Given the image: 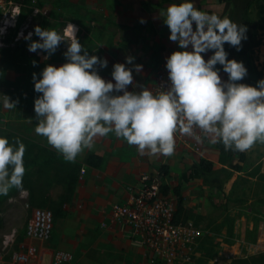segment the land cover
I'll return each mask as SVG.
<instances>
[{
  "label": "crops",
  "instance_id": "crops-1",
  "mask_svg": "<svg viewBox=\"0 0 264 264\" xmlns=\"http://www.w3.org/2000/svg\"><path fill=\"white\" fill-rule=\"evenodd\" d=\"M250 1L196 0L195 6L209 13L228 15L247 25V39L242 41L240 50L228 42H225V49L229 59L243 61L248 69L240 82L256 85L260 79L257 73H261L264 64V35L253 19ZM26 2L30 4L31 0ZM172 2L174 0H35L33 6L21 9L18 23L22 22V26L18 29L17 25L9 31L6 46L0 49V95L2 98L7 95L18 103L10 108L9 115L2 113L0 121H10L11 132L17 137L26 135V157L31 165L43 167L44 174L49 177L59 168L65 178L70 175L75 180L65 214L54 219L53 231L58 238L52 241L50 238L45 243L31 242L38 249V258L32 264H53L52 256L58 250L73 256L70 263L64 264H158L152 263L148 250L129 236L127 227L108 222L111 206L126 203L127 188L137 185L142 175L158 177L167 186V195L174 200L173 190H179L185 222L194 223L208 238L221 241L219 256L231 255V250L243 242L242 231L249 224L243 214L232 217L233 242L230 244L222 242L227 235L216 236L205 227L217 229L223 225L220 231L226 230L227 225L216 217L221 198L228 196V191L224 190V194L220 187L234 179L256 181L258 175H264V149L254 156L256 144L245 151L226 149V161H220L217 143L211 142V138L202 145L200 153L192 151L175 136L172 155L150 154L147 149L142 154L135 145L109 133L95 138L92 148H85L75 160L68 161L47 143L45 137L35 132L34 98L40 93L34 90L32 73H40L46 64L59 66L64 63L63 52L70 40L65 36L56 52L45 59L44 50L29 51L30 41L18 34L27 35L29 31L34 32L35 25H40L51 26L63 35V29L71 21L79 27L77 36L89 54L107 58L106 68L97 66L103 78L112 79L113 64L123 63L126 56L132 55L135 57L133 63L143 65L140 73L134 71V83L152 88L159 63H166V57L179 50L178 42L169 39L170 30L163 23L165 11ZM141 18L146 22L141 23ZM32 39L40 37L34 34ZM211 54L212 50L202 55L207 60ZM33 60L37 61L35 65ZM217 67L221 69L222 79H227L228 74L222 66L218 64ZM129 90H132L131 85ZM89 155L99 157L101 166L88 165ZM200 160L212 164L211 172L199 170ZM103 223L106 227H102ZM262 228L264 230V226L259 230ZM237 253L239 260V248Z\"/></svg>",
  "mask_w": 264,
  "mask_h": 264
},
{
  "label": "clouds",
  "instance_id": "clouds-1",
  "mask_svg": "<svg viewBox=\"0 0 264 264\" xmlns=\"http://www.w3.org/2000/svg\"><path fill=\"white\" fill-rule=\"evenodd\" d=\"M195 3L174 0L165 11L163 23L179 50L166 57L168 80L158 91L134 83V71L140 73L143 65L133 63L132 55L113 64L112 79L103 78L97 66L106 68L107 58L89 54L77 36L79 27L71 21L63 35L40 25L27 35L18 34L30 41L29 51L44 50L45 59L65 36L70 40L63 52L64 63L46 64L40 73H32L34 90L40 93L34 98L35 132L68 161L92 148L95 138L109 133L135 145L142 154L147 149L150 154L172 155L177 131L194 135V128L225 149L245 151L264 143V78L256 85L240 82L248 69L243 61L229 59L225 49L228 42L240 50L247 39V25L228 15L206 12ZM140 22L146 21L141 18ZM34 34L40 39L33 40ZM210 50L206 60L202 54ZM218 64L227 79H222ZM3 96L6 108L18 103ZM25 151L19 137L13 143L0 135V195L23 187Z\"/></svg>",
  "mask_w": 264,
  "mask_h": 264
},
{
  "label": "built area",
  "instance_id": "built-area-1",
  "mask_svg": "<svg viewBox=\"0 0 264 264\" xmlns=\"http://www.w3.org/2000/svg\"><path fill=\"white\" fill-rule=\"evenodd\" d=\"M34 3L35 0L30 4L26 0H0V49L6 46L9 31L17 27L21 9ZM165 64L161 62L157 67L153 91L160 90V85L168 80ZM197 135L200 140L196 139ZM175 136L195 153H200L202 145L210 138L198 128H194V135L178 130ZM163 185L158 177L142 175L137 185L127 188L126 203L111 206L108 222L127 227L129 236L148 250L152 263L195 264L194 247L204 232L192 222L175 223V200L162 192ZM53 224L51 210H36L24 231L30 242L15 248L14 235L5 236L0 245V264H32L38 258V249L31 242H48ZM102 227H106L105 223ZM72 259L71 253L58 250L52 256V263H70Z\"/></svg>",
  "mask_w": 264,
  "mask_h": 264
},
{
  "label": "rangeland",
  "instance_id": "rangeland-1",
  "mask_svg": "<svg viewBox=\"0 0 264 264\" xmlns=\"http://www.w3.org/2000/svg\"><path fill=\"white\" fill-rule=\"evenodd\" d=\"M252 16L256 22L255 10L251 6ZM22 22L18 23V29L22 26ZM33 23H31L32 25ZM257 24V23H256ZM258 25V24H257ZM258 28V27H257ZM264 35V28L259 29ZM264 39V38H263ZM264 54V49H263ZM261 73H264V64L262 67ZM0 99V118L2 113L10 114V108L4 107L3 101L4 98ZM0 135L7 136L10 142H15L17 135L11 132L10 121L5 123L0 121ZM19 137V136H18ZM20 140L26 145V151L24 154V165L25 173L23 176V187L17 188L12 187L7 195H0V245L1 241L5 236L14 235L16 242L15 248L18 245L23 243H28L25 237V227L28 220L32 217L34 212L38 209H49L55 214V218L65 214L67 204L69 203L67 190V179L65 174L59 171L54 173L49 177L45 175L43 167H35L29 163V158H27V145L26 135L23 139L21 136ZM256 148L254 151V156L259 155L264 149V143L257 142ZM254 176V175H253ZM50 178V179H49ZM239 184V187H237ZM220 189L227 190L228 196L221 198L220 206L218 209V215L216 216L220 222L225 223L229 226V220H233V215L244 214L245 210L251 209V205L254 204V210L260 215V225L258 230H254L251 224L249 229L246 228L245 231H242V239L239 247H234L231 250V255H220V244L221 241L215 240V238H208L203 234L198 240L197 245L194 247L195 264H243V260L248 257H253L259 254L264 253V230H261L260 227L264 226V182L259 181L256 178V181H251L248 179L237 180L234 179L230 182H226L225 186L220 187ZM225 194V192H224ZM63 196L64 199H63ZM252 201V203H251ZM57 212H61V215H57ZM227 213L225 214L223 213ZM231 215V218H228V215ZM247 217V215H245ZM54 218V219H55ZM248 218V217H247ZM248 219V223H249ZM232 227V224L230 225ZM214 226H206L205 229L213 231ZM216 229V228H215ZM239 230V235H240ZM227 235L225 230H222L220 234ZM58 234L52 231L51 241L58 238ZM256 237V238H254ZM220 238V237H218ZM224 238L222 242L232 243L231 240H226ZM239 248V260L237 249Z\"/></svg>",
  "mask_w": 264,
  "mask_h": 264
},
{
  "label": "trees",
  "instance_id": "trees-1",
  "mask_svg": "<svg viewBox=\"0 0 264 264\" xmlns=\"http://www.w3.org/2000/svg\"><path fill=\"white\" fill-rule=\"evenodd\" d=\"M249 5L254 7L255 16L257 19L256 23L258 24L257 25L258 29H263L264 28V0H251ZM257 77H259L261 79V78H264V75L262 73H257ZM217 147H218L219 152H220V161H226L224 159L227 156V150L225 149L224 145L222 143L217 142ZM242 156H243V154L240 155L241 158H242ZM101 163H102L101 159L95 155H89L87 157V164L90 166L100 167ZM233 168L241 169V167H238L237 165H233ZM199 170L203 173L211 172L212 164L205 161V160H200L199 161ZM161 171H162V169H161ZM161 174L164 175L165 172H161ZM162 175L159 174V176H162ZM66 179H67V187L66 188H67L68 192L70 193L73 189V185H74L75 180L70 175ZM257 179L259 181L264 182V175H258ZM161 189L165 195L168 194L166 185H163L161 187ZM173 193L176 196V198H175V220L174 221H175V223L185 222L186 220H185V210L183 207V198L181 197L179 190L177 188H175L173 190ZM64 197L65 196H63V199H64ZM65 199H66V197H65ZM251 203H252V201H251ZM252 207H254V204L251 205V209L245 210L244 214L247 215V217L250 221L249 224L252 225V228L257 231L259 228L260 222H261V220L259 219L260 215H258V212L256 210H254V208L252 209ZM56 214L61 215V212H57ZM53 216L55 218L54 213H53ZM232 221L233 220L228 221L230 225L232 224ZM230 225L227 226L226 230H225V232L228 236V238L226 240H231V238L233 236L232 227ZM222 227H223V225L217 229H213L212 233L216 236L219 235L221 232L220 229ZM247 228L249 229V225ZM209 238H212V237H209ZM254 238H256V237H254ZM242 263L243 264H264V253L253 256V257H248V258L244 259Z\"/></svg>",
  "mask_w": 264,
  "mask_h": 264
}]
</instances>
